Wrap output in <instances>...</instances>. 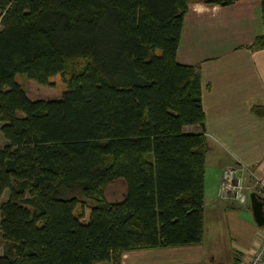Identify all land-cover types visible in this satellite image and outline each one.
Wrapping results in <instances>:
<instances>
[{"label": "trees", "instance_id": "1", "mask_svg": "<svg viewBox=\"0 0 264 264\" xmlns=\"http://www.w3.org/2000/svg\"><path fill=\"white\" fill-rule=\"evenodd\" d=\"M188 2L0 0V264H120L201 243L200 80L175 59ZM260 9L252 48L264 49ZM17 74H59L65 89L31 100ZM119 178L125 193L109 202ZM75 188L81 198L63 194Z\"/></svg>", "mask_w": 264, "mask_h": 264}, {"label": "crops", "instance_id": "2", "mask_svg": "<svg viewBox=\"0 0 264 264\" xmlns=\"http://www.w3.org/2000/svg\"><path fill=\"white\" fill-rule=\"evenodd\" d=\"M207 1L189 0L175 55L200 80V128L207 138L203 238L199 244L126 251L121 264H237L239 255L255 248L259 227L250 206L219 200L216 187L227 164L246 165L247 183L264 179V49L252 48L263 32L260 0ZM125 190L112 200H121Z\"/></svg>", "mask_w": 264, "mask_h": 264}, {"label": "built area", "instance_id": "3", "mask_svg": "<svg viewBox=\"0 0 264 264\" xmlns=\"http://www.w3.org/2000/svg\"><path fill=\"white\" fill-rule=\"evenodd\" d=\"M250 169L240 163L227 164L222 167L218 183L217 197L219 200H233L238 204H245L250 190L256 191L264 197V179H256L247 183L246 178ZM240 264H264V225L258 229L255 248L244 253Z\"/></svg>", "mask_w": 264, "mask_h": 264}, {"label": "rangeland", "instance_id": "4", "mask_svg": "<svg viewBox=\"0 0 264 264\" xmlns=\"http://www.w3.org/2000/svg\"><path fill=\"white\" fill-rule=\"evenodd\" d=\"M70 63H71V65H70L69 69H78L82 65V60H77L73 63L72 62H70ZM15 79L22 86L27 97L31 100L56 99L61 95V93L65 89V84L62 81V78L59 74H56V75L50 77L49 78L50 84H48V85H40L37 82H35L31 79H28L23 74H17L15 76ZM3 142H4V140H3L2 135L0 133V145H2ZM217 189H218V185L216 187V194H217ZM124 190H125V185H124L123 179L119 178V179L115 180L114 182H111V184L107 185L104 189V192H105V195L107 197H109L110 200H112V199L116 200L117 198H119L121 196V194H123ZM63 194L64 195H77L78 197L81 198L78 188H75L69 192H63ZM6 197H7V191H3L0 194V203L2 201H4L6 199ZM88 203L91 204V202H89V201H88ZM244 205L249 206V201H247V203H245ZM78 207L79 206L76 207V210L78 209ZM223 232H224V234H222L221 236H223L224 242H226V244H227V241H229V237L226 234L227 229L225 228V230H223ZM231 240L232 239L230 238V243H231ZM226 244H225V247L227 249L228 246ZM4 247H5V242H4V239L2 238L1 233H0V254L2 253ZM241 259H242V256L240 257V255H239L237 264H240ZM95 264H106V263L105 262H97Z\"/></svg>", "mask_w": 264, "mask_h": 264}, {"label": "water", "instance_id": "5", "mask_svg": "<svg viewBox=\"0 0 264 264\" xmlns=\"http://www.w3.org/2000/svg\"><path fill=\"white\" fill-rule=\"evenodd\" d=\"M204 127V123L201 122ZM249 206L252 218L258 227L264 225V197L254 190L248 192Z\"/></svg>", "mask_w": 264, "mask_h": 264}]
</instances>
